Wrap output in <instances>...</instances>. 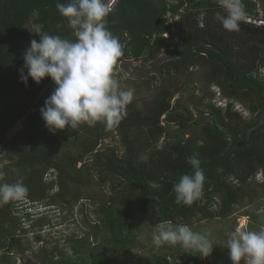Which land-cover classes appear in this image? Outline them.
<instances>
[{
	"label": "trees",
	"instance_id": "16d2710c",
	"mask_svg": "<svg viewBox=\"0 0 264 264\" xmlns=\"http://www.w3.org/2000/svg\"><path fill=\"white\" fill-rule=\"evenodd\" d=\"M57 2L0 0V170L5 173L0 183L23 177L28 188L24 201L0 205V264H16L15 250L28 254L31 243L24 237L37 227H50L55 211L65 212L66 221L80 206L87 229L67 234L62 243L37 230L32 237L42 244L38 260L25 257L20 264H127V255L140 248L142 228H156L161 221L191 226L193 221L224 219L243 202L264 198V25L244 19L239 31L223 29L216 19L217 12L223 14L219 0H115L106 27L123 45L124 54L113 69L121 90L119 64L147 65L171 53L156 67L158 77L143 82L151 89V104L141 109L133 100L117 126L81 123L50 131L40 108L56 85L46 76L39 84L29 77L26 86L18 70L39 33L76 40ZM243 3L246 17L257 19L258 3ZM30 22L37 31L29 37L25 28ZM196 71L200 76L195 80L173 83ZM189 83L201 85L192 87L202 95L200 103L207 100L194 106L196 114L181 102ZM212 85L226 100L224 108L212 104ZM237 105L243 106L247 120L234 109ZM20 121L21 129L7 139ZM115 137L120 154L116 146L104 145ZM189 156L201 161L203 193L191 205L177 204L172 188L182 175L192 173ZM28 207L44 209L27 212ZM50 209L52 215L43 214ZM245 216L257 221L255 214ZM213 260L232 264L220 255ZM135 263L143 264L141 258ZM145 264L211 263L199 252L163 244Z\"/></svg>",
	"mask_w": 264,
	"mask_h": 264
},
{
	"label": "clouds",
	"instance_id": "9594fccd",
	"mask_svg": "<svg viewBox=\"0 0 264 264\" xmlns=\"http://www.w3.org/2000/svg\"><path fill=\"white\" fill-rule=\"evenodd\" d=\"M253 1L261 3L260 0ZM219 2L223 14L217 12L216 19L223 29L239 31L240 22L247 16L243 0ZM56 8L75 29L76 40L39 33V41L33 39L24 52V65L18 70L20 82L27 86L30 77L39 84L47 76L56 85L40 108L41 117L50 131L66 126L76 128L81 123L103 122L108 127L117 126L127 115L126 107L133 100L134 90H121L113 75L114 65L124 53L119 38L106 27L110 7L105 0H68L67 3L58 0ZM216 97L220 99L219 94ZM186 163L193 171L182 175L173 184L172 191L175 203L191 205L202 196L205 175L201 161L195 156L186 157ZM4 176L0 170V180ZM27 194L23 177L15 183H0V205L23 201ZM153 243L156 247L179 244L199 252L202 257L209 256L213 250L208 234L170 221L156 225ZM226 247L232 264H241L242 260L244 264H264V230L237 229L226 239Z\"/></svg>",
	"mask_w": 264,
	"mask_h": 264
},
{
	"label": "rangeland",
	"instance_id": "374dc122",
	"mask_svg": "<svg viewBox=\"0 0 264 264\" xmlns=\"http://www.w3.org/2000/svg\"><path fill=\"white\" fill-rule=\"evenodd\" d=\"M258 1V0H257ZM106 3L111 9L112 4H114V0H107ZM258 9L262 11V19H264V2L258 3ZM26 33L30 37L37 31V26H35L33 23H29L26 28ZM171 57L170 52H164L159 56L156 62L143 65L140 62H128L119 64L117 68L118 77L120 76L121 80L124 81V90L133 89L134 95L133 100L136 102L137 105H140V108L143 109L146 106H149L151 104V92L146 89V85H144V81L149 79L151 76L158 77L156 67L160 64L161 61L169 59ZM189 73V72H188ZM184 73L180 77H177L173 79V83L177 85V82L180 83H188L190 79L195 80L200 76V72L196 71L193 73ZM145 79V80H144ZM143 80V81H142ZM142 82V83H141ZM179 83V84H180ZM142 84V85H140ZM197 85H190L188 88V93L183 95L181 98L182 104L187 107L190 111L193 112V114H196L195 107L197 104H199L200 97L202 96L197 90H192V87L200 88V84L196 83ZM210 92L212 94V104L215 106L222 105L221 108H224L226 105V100L219 99L217 100V95L220 93L217 86L212 85L210 87ZM175 98H178L176 96ZM132 100V101H133ZM207 103V100H204L202 103H200L202 106ZM220 103V104H219ZM238 111L242 112V118L247 117L248 114L243 110V106L237 105ZM199 117V116H198ZM204 121H208L207 118L203 119ZM262 122L264 123V116L262 117ZM22 121L18 122L17 125L9 132L7 135V139H9L12 135H14L18 130L21 129ZM112 145L116 146L118 149L119 154L121 153V148L118 142L117 137L114 139H108L105 141L104 145ZM160 144L158 145V147ZM47 179L50 180L52 175H47ZM53 179V178H51ZM261 181V180H260ZM56 189H54L55 191ZM24 201V200H23ZM22 202V201H21ZM248 202L245 201L241 205L234 208L232 215H230L227 218L224 219H212V220H200V221H193L191 224V228L194 231L200 232L202 234H208L209 239L211 240L213 244V250L214 255L213 256H207L203 257V260L205 262H210L211 264L214 263V257L215 255H220L221 257H227L228 255V249L226 247V239L231 236L233 232H235L237 229L242 230H252V231H262L264 230V198L257 201V203L247 204ZM23 206H29V204H24ZM33 208V207H32ZM84 208H87V210H90V207L87 203H84ZM80 206L75 207L73 211V219L66 220L62 218V214L65 216V212L59 213L58 211L54 212V216L51 217L50 221V227H43L45 229H40L39 227L33 229L32 232H29L28 235L24 237V241H28L31 243L32 250L27 254H17V251H13L11 255L15 258L16 264H20L25 257H29L30 259L37 261L38 260V254L41 250L42 244L37 243L32 235L37 233L38 231H41L39 234L40 236L43 234L46 238H52L51 240H54L53 242H56L57 240L62 243V240L64 237L72 232L79 231L80 228L87 229V220L84 218L83 214L79 212ZM43 209H36V212H40ZM35 212L30 207L27 208V212ZM54 211V210H53ZM52 209L48 211V213L43 214H50L52 215ZM246 214H255L257 217V221L251 220V218L245 216ZM74 220V223L72 222ZM92 220H90L91 222ZM78 224V225H77ZM48 228H50L48 230ZM42 230L43 233H42ZM156 234V228H142L137 235V241L140 243V248H135L127 255V264H136V259L141 258L142 263L145 264L147 262H152L157 255V253L160 252V247H156L153 243V236ZM50 236V237H49ZM169 245V244H167ZM172 248L179 247L181 250H187L177 245H170ZM230 259V258H229Z\"/></svg>",
	"mask_w": 264,
	"mask_h": 264
},
{
	"label": "built area",
	"instance_id": "2783aa9c",
	"mask_svg": "<svg viewBox=\"0 0 264 264\" xmlns=\"http://www.w3.org/2000/svg\"><path fill=\"white\" fill-rule=\"evenodd\" d=\"M261 15H262V11L261 10H258V18L257 19L251 18V17H246L245 20H246V22H251V23H256V24L264 25V19H262ZM260 74L264 78V67H261L260 68ZM234 109L237 110L238 107L235 106ZM261 179H262V172L256 175V180L257 181H260ZM40 209H44V208L41 207Z\"/></svg>",
	"mask_w": 264,
	"mask_h": 264
},
{
	"label": "bare ground",
	"instance_id": "6f19581e",
	"mask_svg": "<svg viewBox=\"0 0 264 264\" xmlns=\"http://www.w3.org/2000/svg\"><path fill=\"white\" fill-rule=\"evenodd\" d=\"M259 10V9H258Z\"/></svg>",
	"mask_w": 264,
	"mask_h": 264
}]
</instances>
